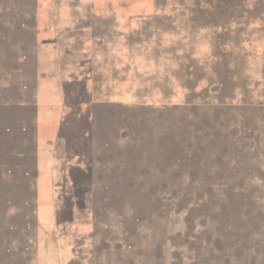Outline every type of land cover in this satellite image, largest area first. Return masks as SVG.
<instances>
[{"label":"rangeland","instance_id":"1","mask_svg":"<svg viewBox=\"0 0 264 264\" xmlns=\"http://www.w3.org/2000/svg\"><path fill=\"white\" fill-rule=\"evenodd\" d=\"M0 264H264V0H0Z\"/></svg>","mask_w":264,"mask_h":264},{"label":"trees","instance_id":"2","mask_svg":"<svg viewBox=\"0 0 264 264\" xmlns=\"http://www.w3.org/2000/svg\"><path fill=\"white\" fill-rule=\"evenodd\" d=\"M206 1V0H205ZM202 2H204V0H202Z\"/></svg>","mask_w":264,"mask_h":264}]
</instances>
